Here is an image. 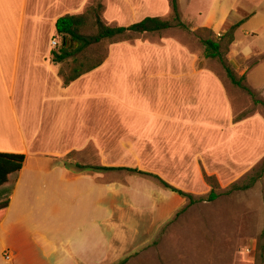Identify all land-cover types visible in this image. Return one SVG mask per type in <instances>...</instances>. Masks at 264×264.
<instances>
[{"label": "crops", "instance_id": "crops-1", "mask_svg": "<svg viewBox=\"0 0 264 264\" xmlns=\"http://www.w3.org/2000/svg\"><path fill=\"white\" fill-rule=\"evenodd\" d=\"M79 2L85 0H0V152L25 155L22 168L0 186V201L8 199L0 218V264L128 261L127 251H120L134 226L130 230L125 220L136 218L122 213L121 201L111 213L108 173L118 170L77 160L95 126L109 134L111 111L128 140L165 135L175 117L189 124L190 109L193 123L223 122L227 99L210 76L198 73L190 80L182 70L154 67L161 57L179 61L182 46L158 54L139 44L125 50L133 68H114L107 60L64 87L50 44H57L55 20L77 14ZM72 152L71 165L63 158Z\"/></svg>", "mask_w": 264, "mask_h": 264}, {"label": "rangeland", "instance_id": "rangeland-1", "mask_svg": "<svg viewBox=\"0 0 264 264\" xmlns=\"http://www.w3.org/2000/svg\"><path fill=\"white\" fill-rule=\"evenodd\" d=\"M98 4L101 19L112 26L128 25L145 16H171L169 0H85L79 2L76 13ZM178 10L187 28L170 27L125 40H105L85 56L93 60L106 53L102 64L111 60L114 68H133L124 60L125 50L143 44L152 53L157 50L161 54L170 45L182 46L183 58L171 62L168 56L165 60L161 57L153 61L154 67L182 70L190 80L198 73L210 76V83L227 99L221 125L193 123L197 118L190 109L189 124L175 117L165 135L157 133L152 140H137L131 135L133 139L128 140L122 138L117 114L111 111L109 134L103 135L101 125L95 126L96 134L77 160L137 167L194 196H206L211 188L219 194L177 214L187 200L151 177L109 172L111 213H117V202L121 201L122 213L136 218L125 220L130 230L134 226L131 238L126 237L131 235L127 231L120 251H127L125 264H264V174L247 190L225 192L264 161V106L254 102V98L264 102V0H178ZM241 20L228 44L225 33ZM82 32L90 34L95 28L90 23ZM55 36L57 44L53 46L52 39L51 50L61 43L62 37L56 32ZM205 39L220 42L225 62L237 77L245 76L243 83L254 98L230 82L218 58L204 56ZM74 65L73 57L53 65L61 83L59 72L67 73ZM64 160L72 165L76 158L72 152ZM207 176H214L219 187L211 185Z\"/></svg>", "mask_w": 264, "mask_h": 264}, {"label": "trees", "instance_id": "trees-1", "mask_svg": "<svg viewBox=\"0 0 264 264\" xmlns=\"http://www.w3.org/2000/svg\"><path fill=\"white\" fill-rule=\"evenodd\" d=\"M171 8L170 18L164 19L159 16H146L137 22H133L128 25H108L106 24L100 16V7L98 4L96 6H90L84 13L80 14H65L58 17L55 20L54 27L57 35H60L62 38H65V43L61 41L60 46L56 49H52L50 52V61L53 65L61 63L67 60L70 57H73L74 66L69 72H59V75L62 78V85L68 86L71 82L76 80L83 74L88 73L89 71L99 67L107 57V54L104 53L99 58H94L89 60L85 53L88 50L99 47L105 40L108 41H119L132 38L133 35L142 34L146 32H158L170 27H180L187 28V25L181 20L179 10H178V0H169ZM243 20L232 24L227 32V43L230 44L233 41L234 31L238 26L242 24ZM92 24L95 28V32L90 34H85L82 30L86 29L88 24ZM72 41L73 46L70 47L67 42ZM205 46L204 56L211 58H218L223 66L226 77L230 82L244 90H246L252 97V91L243 83L245 78L244 75L239 77L236 76L231 66H229L222 55L221 44L218 41L212 39L203 40ZM76 45V46H74ZM254 98V97H253ZM255 103H261L264 106L262 100L254 98ZM25 159V155L22 153H7L0 152V186L7 183L8 178L11 174L19 171ZM64 160V158H63ZM66 162V161H65ZM66 164V163H65ZM79 168H86L80 164H74ZM103 170H118L125 171L127 173L144 175L151 177L155 182H157L163 188L170 190L177 195L185 198L187 204L182 207L178 212L184 211L187 207L192 206L196 203L203 201H212L216 199L219 194L211 188L206 196H194L190 192L183 191L179 188H176L161 178L159 175L141 170L137 167L129 166H110V167H96ZM264 174V161L259 167L254 169L249 175L245 177L240 182L232 183L227 189L226 193H232L234 191H242L249 189L257 180H259ZM207 181L211 185L218 186L217 180L214 176H207ZM8 206V199L0 201V218L3 216L6 208ZM264 234V230H263ZM127 259V258H126ZM126 259L122 260L118 264H123Z\"/></svg>", "mask_w": 264, "mask_h": 264}, {"label": "water", "instance_id": "water-1", "mask_svg": "<svg viewBox=\"0 0 264 264\" xmlns=\"http://www.w3.org/2000/svg\"><path fill=\"white\" fill-rule=\"evenodd\" d=\"M62 42L65 43V38H63V41Z\"/></svg>", "mask_w": 264, "mask_h": 264}, {"label": "built area", "instance_id": "built-area-1", "mask_svg": "<svg viewBox=\"0 0 264 264\" xmlns=\"http://www.w3.org/2000/svg\"><path fill=\"white\" fill-rule=\"evenodd\" d=\"M55 44H56V41L53 42V45H55Z\"/></svg>", "mask_w": 264, "mask_h": 264}]
</instances>
